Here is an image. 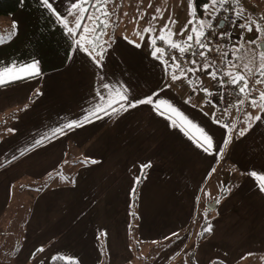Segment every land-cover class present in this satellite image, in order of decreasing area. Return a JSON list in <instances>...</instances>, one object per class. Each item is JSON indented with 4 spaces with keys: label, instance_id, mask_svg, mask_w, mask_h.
Wrapping results in <instances>:
<instances>
[{
    "label": "crops",
    "instance_id": "0c3cea01",
    "mask_svg": "<svg viewBox=\"0 0 264 264\" xmlns=\"http://www.w3.org/2000/svg\"><path fill=\"white\" fill-rule=\"evenodd\" d=\"M72 3L55 0V8L66 14ZM3 23L7 29L0 30L5 38L0 43V70L37 60L43 73L0 86V220L29 205L7 264H49L55 257L79 264H126L132 257V221L138 240H174L185 246L184 258L176 264H239L249 253L264 258V192L251 175L264 174V112L244 103L228 107L227 127L215 122L216 80L215 84L199 73L211 95H180L167 65L152 55L150 37L158 36L155 33L143 41L137 35L104 37L108 44L100 70L86 52L70 47L74 38L39 0H22ZM233 46H238L237 40ZM14 74L24 75L19 70ZM251 83L255 85V80ZM124 88L136 99L153 96L160 111L140 104L111 115L101 112L100 119L93 117L82 127L53 134L66 123L82 121L100 103L98 92L108 96L113 89ZM257 89L264 91V85ZM112 98L118 96L113 92ZM237 98L243 99L237 93L230 104L235 105ZM169 106L206 130L214 148L205 152L174 126L173 120L179 118ZM257 115L262 119L254 121ZM249 124L238 136V129ZM186 127L203 139L195 128ZM229 128L237 130L224 147ZM220 157L242 178L236 177L229 189L218 193L210 215L198 219L202 231L211 225L208 236L198 243V235L191 242L184 231L204 211L202 201L198 207L200 194ZM149 162L133 198L140 165ZM44 182L57 184L29 198L17 195L21 183ZM16 197L28 200L14 208ZM171 256L161 264L170 262Z\"/></svg>",
    "mask_w": 264,
    "mask_h": 264
},
{
    "label": "snow or ice",
    "instance_id": "6c2138e0",
    "mask_svg": "<svg viewBox=\"0 0 264 264\" xmlns=\"http://www.w3.org/2000/svg\"><path fill=\"white\" fill-rule=\"evenodd\" d=\"M39 2L42 7L48 9V11L56 17L65 33L74 38L70 47L86 52L92 58L96 67L102 70L108 41H105L103 44H101L100 41L101 37L106 35L102 29L109 27L110 21L108 18L112 13L108 10L107 5L111 0H73L71 8L66 14L60 13L59 10L55 8V0H39ZM194 3L195 0H188V15L190 19L184 28L180 29L178 34L173 31L172 27H169V25L174 27L176 24V21L169 17L164 26L159 29V35L150 37V43L154 49L152 55L167 65V69L173 80L182 78L188 79L189 74L194 75L196 73H205L209 78L219 81V85L222 89L226 85H230L233 89L238 91L243 99L237 98L235 105L228 102L227 94L221 93L219 96V102L227 105L223 110V115H228V107H238L243 105L245 101H247L252 107L259 108L260 111L264 112V91H259L258 96L254 97L252 93L257 91V89L250 83V77L255 76V85H264V28H262L259 23L253 21L251 17H244V9L239 7V0H204V3L199 6V11L204 17H207V19H201L197 16L198 9L194 6ZM234 5L236 7H233ZM149 7H152V5L149 4ZM226 12H233L235 18L233 19L232 16L222 15V13ZM125 15H127V13H125ZM68 16H75L74 26H69V21L67 19ZM143 18L144 16L141 14L140 16L135 17L134 20L138 21ZM158 18H162L160 8H156V15L152 16V20L155 21ZM242 19H245V23L240 22ZM86 21H90L91 23H86ZM189 24L192 25L191 31L188 29ZM225 24H228L230 27L235 26L248 32L253 31L252 25L255 24V30L258 33H261V35L258 36L256 40L246 41L248 45L256 46L255 49L249 50L253 53L251 57H249L248 52L244 51V44H240L239 41H237L238 46H233L230 51L220 52V49L218 48L217 51L223 57L222 63L225 65V70L222 72L220 67L216 65V62L208 57V53L212 51V47H210L211 37H215L216 39H224L225 37H228L229 39L231 38L232 33L223 30ZM214 27H218L222 29V31L217 34L215 31H212ZM15 29L16 24L14 22L13 30ZM154 32H156L155 25L149 24L144 27L143 32L137 31L136 35L141 41H143L146 34ZM186 32L188 34L185 36ZM14 34L15 31L12 32V35ZM176 35L184 38L182 40H175L174 37ZM8 38L10 39V36ZM4 39V37H0V43H3ZM239 39L243 40V36ZM157 41L162 42L164 47L156 46ZM129 43L134 42L129 41ZM140 46V44H135V47L137 48ZM221 47H223V45H221ZM169 49L178 52L179 55H173L170 59H167L166 56ZM230 55L232 57L231 59H229ZM69 58H71V56ZM182 60L190 64L191 67H184ZM244 60L247 62L241 65L239 62ZM17 70L24 73V75L14 74ZM42 74L40 62L37 60H33L27 65L14 64L11 68L5 67L0 70V86L18 79L35 78ZM102 86L105 89H109V85L107 84ZM197 87L206 95H211L209 89L201 87L199 84ZM113 92L118 96V99L112 98ZM37 94L40 93L37 92ZM97 95L100 99V103L96 105L93 110L89 111L82 121L77 120L66 123L62 128L56 129L53 134L58 135L64 133L65 129L82 127L84 123L91 122L93 117L100 119L102 118L99 115L101 112L105 115H111L112 113L126 111L128 108L137 107L140 104L153 105L156 111H160V102L155 101L153 96L136 99L129 95L126 88L113 89L109 92L108 96H105L100 92H98ZM209 103L215 104V101H210ZM169 107L171 108V112L179 118L178 120H173V125L180 127L189 139L193 140L197 147L202 148L205 152H209L214 148L213 138L206 132V130L188 120L174 107ZM109 109L111 111H109ZM213 117L217 123H220V118L216 117L215 113H213ZM249 118L253 119L252 117ZM261 119L262 117L260 115L254 117V121H259ZM186 125L195 128L203 139L201 140L199 137L193 135L192 132L189 131V127H186ZM222 126L227 127V124ZM250 127L251 124H249L247 128L241 130L240 135H244ZM10 131L13 130L10 129ZM47 138L48 137H45V139ZM228 142V140H225V146H227ZM36 143L39 144L42 143V141H36ZM222 152L223 148L219 149L218 154ZM148 167H151L150 162L140 165V176L135 178L130 193L131 195H135L136 185L141 182V177L145 175L144 170ZM251 175L258 178L260 191L264 192V174L257 176V173L252 172ZM216 202L218 203V200ZM205 231H211V225H208L205 228ZM173 235L176 234L174 233ZM39 251H42V249ZM249 255H251V253H249Z\"/></svg>",
    "mask_w": 264,
    "mask_h": 264
},
{
    "label": "rangeland",
    "instance_id": "374dc122",
    "mask_svg": "<svg viewBox=\"0 0 264 264\" xmlns=\"http://www.w3.org/2000/svg\"><path fill=\"white\" fill-rule=\"evenodd\" d=\"M149 4H151L152 7H149ZM107 7L112 14L108 18L110 21L108 27L110 32L108 30L109 33L106 32V35L104 36L109 38L110 36L117 34H125L128 37L135 36L137 31L143 32L144 27L148 26L149 24L155 25L156 32L154 33L159 35V29L164 26V24L168 21L169 17L176 21L174 27L172 25H169V27H172L173 31L178 34L180 29L184 28V26L188 23V20L190 19L188 15V0H176L175 2H170L169 0H111ZM239 7H242L244 9L245 18L251 17L253 21L259 23L261 27L264 28V0H239ZM156 8L161 9L162 18H158L157 20L153 21L152 16L156 15ZM125 13H127V15H125ZM141 14H143L144 16L143 19H140L138 21L134 20L135 17H138ZM198 17L201 19H207V17H204L203 15ZM67 19L69 21V26H74L75 16H69ZM6 21H8V16H0V30L5 29L4 27L7 28V26L4 25L5 23H3ZM240 22L245 23V19H242ZM86 23L91 22L86 21ZM191 27L192 25L189 24V31H191ZM252 27L253 31L251 32L241 30L237 27L235 29V31L238 32L237 35L243 36V41L241 43L244 44V51L249 53V57H251V55L253 54L249 50L253 48L252 45H248L246 41L256 40V38L261 35V33H258L255 30V24H253ZM151 34L152 33L146 35L149 36ZM187 34L188 33L186 32L185 36ZM178 36L179 35H176L174 39L177 40ZM0 37H2L1 34ZM103 41H105V38H103ZM160 47L164 46L161 45ZM183 62L186 64L187 67H190L187 62ZM245 62L247 61L244 60L240 61L239 63L242 65ZM193 76H199L200 81L205 86V88H207V84L201 80V76L199 73H196L194 75L189 74L188 79H177V82L180 85V87L178 88V92L180 93V95L185 96L186 94L193 92V96L197 97L201 95V93H204L200 91L196 85L192 84L191 77ZM255 79V76L250 77V82H253ZM261 86L262 85H255V88L257 89ZM259 91L260 90L258 89L257 91H255L256 96H258ZM245 104L248 105L249 103L245 101ZM252 108L256 109L257 111L260 110L259 108ZM246 127L247 126L242 125L238 129V136H242L240 135V132ZM235 130H237V128H235L234 131ZM234 131L231 128L227 130L226 138L229 142L231 140V136H233L231 134H234ZM221 159L223 158L220 157V159L217 160L214 170L206 179V184L204 185L202 193L200 194L198 207L200 205V202L202 201V208H204L203 213H201V215L198 214L197 218L194 221V224L191 226L188 232L184 231V233H187V235L189 234V239H192L193 237L196 239V237L202 232L201 228L199 227L200 221L198 222V219L200 217H208L210 215L211 209L209 208V205L214 202L213 200L218 199V193L220 194L222 190L224 191L226 189H229V187L233 183V180H235L236 177L242 178V174H239L237 176L236 168L230 162L221 161ZM232 175H234V179L232 178ZM46 182L21 183L18 185L19 192H17V195L18 193H20L22 196H26L25 198H29L28 195L32 193L33 195L37 194L42 189L47 188L53 184H57L54 182ZM62 182L63 181H60V183ZM24 197H22L23 199L18 197L13 199L14 208H16V206L21 201L24 202L28 200ZM28 206V204L26 206L24 204L22 208H19L17 214H6L0 220V264H7L8 260H10V255L13 252V248L18 242L17 237L20 234V228H22L23 220L29 208ZM132 214L131 216L135 217V215ZM192 241L193 239L191 240V242ZM177 243L178 241L174 240L166 243L154 241H141L136 239L135 234H133L130 238L132 257L130 261H128L126 264H161V260H163V258L171 255V261L166 262L164 264H176L179 259L182 260L184 258V254L186 251L185 246L180 244L176 245ZM175 253H178L177 257L173 255ZM263 262L264 258L262 257V255L259 253H254L248 256L246 259L240 261L239 264H263ZM97 264H99V262ZM212 264H217V262L214 261L212 262Z\"/></svg>",
    "mask_w": 264,
    "mask_h": 264
},
{
    "label": "built area",
    "instance_id": "2783aa9c",
    "mask_svg": "<svg viewBox=\"0 0 264 264\" xmlns=\"http://www.w3.org/2000/svg\"><path fill=\"white\" fill-rule=\"evenodd\" d=\"M233 7H236V6L234 5ZM222 15L232 16L233 19L235 18V15H234L233 12L222 13ZM223 30L230 31L232 33L231 38L229 39L228 37H225L224 39H216L215 37H211V45H210V47H212V51L208 53V57L216 62V65L220 67L222 72L225 70V65L222 63L223 57L220 55V53L217 51V49L219 48L220 52H222V51H230L231 46L235 42V40L238 41V38H236V35H234V33H233V26L230 27L228 24H225ZM212 31H215L217 34H219V32L222 31V29H220L218 27H214L212 29ZM210 35H211V33H210ZM221 45H223V47H221ZM255 48H256V46L253 45V49H255ZM191 80H192L194 85L197 86L199 84L201 87L205 88V86L202 84V82H200V80H198V76H193L191 78ZM217 85H218V94H219V96L221 95V93L227 94V100L230 103L234 99V93H236L238 91H234L235 89H233L230 85H226L222 89L220 87V85H219V81H217ZM252 95L255 97L254 93H252ZM217 102L218 103L216 105V109H215L214 113L216 114V117L220 118V123L228 125L230 123L229 116L228 115L227 116L223 115V110L227 107V105L224 104V103H220L219 99H218ZM213 120L216 122L214 117H213Z\"/></svg>",
    "mask_w": 264,
    "mask_h": 264
},
{
    "label": "trees",
    "instance_id": "16d2710c",
    "mask_svg": "<svg viewBox=\"0 0 264 264\" xmlns=\"http://www.w3.org/2000/svg\"><path fill=\"white\" fill-rule=\"evenodd\" d=\"M203 3H204V0H195L194 6H196L197 9H198L197 10V16H202L203 15L199 11V6L202 5ZM21 5H22V0H0V16H10L11 14L15 13L21 7ZM4 28H5V30L7 29L6 27H4ZM235 29H236V27L233 26V33H234V35H236ZM108 30H109L108 28L102 29V31H104L105 33L106 32L109 33L110 30H109V32H108ZM104 37L103 36L101 37V41H100L101 44H103L105 42V41L103 42V38ZM76 38H78V37H76ZM109 40H110V38H109ZM233 45H235V42L232 44V46ZM86 46H88V45H86ZM88 47H90V46H88ZM252 48H253V45H252ZM167 54H170L171 56H173V55H179L178 52H175V51H173L171 49L168 50ZM229 59H230V56H229ZM234 91H236V90H234ZM236 93H238V92H236ZM236 93H234V96L235 97L237 96ZM217 96L219 97V94ZM218 97H217V101H218ZM224 147H226L225 146V143H224ZM141 181H142V177H141ZM138 185L139 184L136 185V188L138 187ZM135 197H136V193L133 196V198H135ZM134 222L135 221H132V223L130 225L131 237L133 235V231L135 230V225H134L135 223ZM207 236H208V231L203 230L200 233V235L198 236V238H197L198 241L197 242L198 243L202 242ZM49 264H79V263L77 261H75V260H64V259H62L60 257H55V258H53L50 261Z\"/></svg>",
    "mask_w": 264,
    "mask_h": 264
},
{
    "label": "water",
    "instance_id": "95a60500",
    "mask_svg": "<svg viewBox=\"0 0 264 264\" xmlns=\"http://www.w3.org/2000/svg\"><path fill=\"white\" fill-rule=\"evenodd\" d=\"M209 208H210V209L214 208V204H210V205H209Z\"/></svg>",
    "mask_w": 264,
    "mask_h": 264
}]
</instances>
